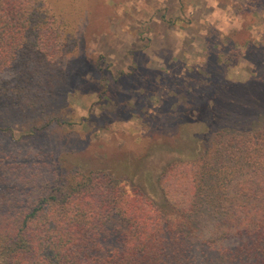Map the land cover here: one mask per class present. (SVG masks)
I'll return each mask as SVG.
<instances>
[{"label": "rangeland", "instance_id": "374dc122", "mask_svg": "<svg viewBox=\"0 0 264 264\" xmlns=\"http://www.w3.org/2000/svg\"><path fill=\"white\" fill-rule=\"evenodd\" d=\"M44 2L60 38L42 84L28 92L30 112L8 116L7 157L121 173L113 183L121 199L137 186L160 206L172 185L187 198L188 167L209 130L259 117L264 125L255 112L264 110V0ZM217 79L241 88L217 95ZM195 233L218 236L212 225Z\"/></svg>", "mask_w": 264, "mask_h": 264}, {"label": "trees", "instance_id": "16d2710c", "mask_svg": "<svg viewBox=\"0 0 264 264\" xmlns=\"http://www.w3.org/2000/svg\"><path fill=\"white\" fill-rule=\"evenodd\" d=\"M57 31L44 0H0V138L13 137L9 115L29 111L28 92L51 66ZM213 88L222 95L241 87L217 79ZM259 118L209 130L198 165L187 170V198L172 185L160 206L137 186L121 199L113 185L121 173L82 171L57 157L17 162L0 151V264H264ZM207 225L221 242L195 236ZM233 237L242 242L226 246Z\"/></svg>", "mask_w": 264, "mask_h": 264}]
</instances>
